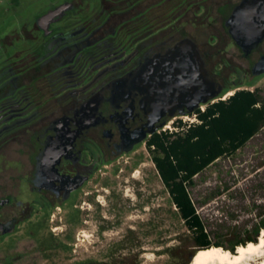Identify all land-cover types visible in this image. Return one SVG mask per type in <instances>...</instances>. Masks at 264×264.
Returning a JSON list of instances; mask_svg holds the SVG:
<instances>
[{"label":"rangeland","instance_id":"obj_1","mask_svg":"<svg viewBox=\"0 0 264 264\" xmlns=\"http://www.w3.org/2000/svg\"><path fill=\"white\" fill-rule=\"evenodd\" d=\"M121 1L0 0V103L7 91L14 93L17 83L23 82L17 76L25 61H32L33 56L51 58L55 41L78 38L85 28L99 25L101 29L91 39L99 40L94 41L97 50L83 53L92 66L89 75L77 67L80 72L72 68V74L68 67L67 76H58L64 81L57 85L61 102L73 98L77 90L108 80L116 70L135 62L136 57L143 60L153 47L180 31L192 37L208 55L218 91L211 101L228 97L239 88L258 87L264 96V72L253 74L252 68L264 54V41L245 56L224 24L231 7L240 0H197L194 4L184 3L177 12L171 9L180 0L142 1L140 9L146 3H159L145 15L146 19H157L150 20L147 31L134 35L125 33L126 28H134L135 24L130 26L129 22L124 24L125 30L113 31L116 24L128 21L134 10L122 13L119 7L111 17L106 16L110 7H118ZM224 4H230L227 14H220ZM41 86L45 89L44 84ZM20 89L4 101V105L11 106V119L9 132L0 134V151L6 150L11 159L0 155V172L19 169L14 158L30 146L36 119L42 113L37 101H55L49 92L40 93L32 84L31 103L26 104ZM24 106L25 113L15 114ZM178 116H168L162 127L173 129ZM25 124L31 128L27 132ZM95 166L98 170L85 186L89 194L78 197L82 200L80 206L71 201L57 207H31V219L0 239V264H189L199 246L173 203L146 143ZM188 188L213 243L234 253L237 247H231L235 240H258L263 228L257 234L255 230L264 220V127L234 155L215 160L195 175Z\"/></svg>","mask_w":264,"mask_h":264},{"label":"flooded vegetation","instance_id":"obj_2","mask_svg":"<svg viewBox=\"0 0 264 264\" xmlns=\"http://www.w3.org/2000/svg\"><path fill=\"white\" fill-rule=\"evenodd\" d=\"M113 14L108 11L106 16L111 17ZM122 23L116 24L113 31H122ZM100 27L102 25L85 28L78 38L55 41V53L51 58L37 59L33 56L32 61H25V67L22 70L18 68L17 76L23 82L21 85L17 83L14 93L7 91L6 99L0 103V134H3L9 132L8 120L11 119V106L4 105V101L16 95L20 88L23 89L26 104L31 103L32 84L36 91L42 93L45 90L55 100L53 104L37 101L36 106H42V113L39 112L40 117L36 119L37 125L32 131L30 146L21 150L17 159L14 158L19 163V169L0 172V239L4 240L15 233L23 222L31 219V207L34 205L41 208L57 207L72 201L74 206H80L82 200L78 197L80 194H89L85 186L97 169L95 165L120 156L139 143H146L153 134L151 131L166 121L171 112L186 109V103L178 99L169 98L161 102L158 91H155L156 85L148 78L146 83L143 73L157 55L169 52L183 39L191 38L195 41L183 31L153 47L150 55L143 57V60L138 61L136 57L135 62L125 69L116 70L108 80L97 86L77 90L73 98L61 102V97L56 94L57 85L64 81L61 77L59 79V74L67 76L68 67L71 70L77 67L79 70L84 68V75H89L92 66L84 54L97 50L94 41L99 40L91 39L97 35ZM197 46L208 72L207 78L214 84L210 90L217 91L212 77L215 73L208 67V55ZM263 56L262 53L253 66ZM31 72H35V75ZM71 73H74L73 70ZM43 84L45 89L41 86ZM162 86L166 88V83L159 84L157 88L161 89ZM49 106L56 107L49 109ZM26 108L22 107V111L20 108L15 114L25 113ZM25 118L29 119L27 116ZM25 125L27 132L31 128ZM143 135L145 138L140 140ZM1 154L5 159H11L6 150L0 151Z\"/></svg>","mask_w":264,"mask_h":264},{"label":"trees","instance_id":"obj_3","mask_svg":"<svg viewBox=\"0 0 264 264\" xmlns=\"http://www.w3.org/2000/svg\"><path fill=\"white\" fill-rule=\"evenodd\" d=\"M122 1L118 7L111 6L109 10L114 12L115 8L120 7L119 12L122 13L135 11L128 21L122 23V30L127 27L124 24L129 22L130 26L135 25L134 28H126V34L134 35L135 32L138 34L139 31H147L152 18L146 19L145 15L159 3H146V6L140 9L138 7L141 2L145 4L148 0ZM163 1L165 0L159 2ZM194 1L197 0H180L178 4H174L171 11H178L184 3L194 4ZM229 5H223L219 13L227 14ZM155 19L157 18L154 17L152 21ZM193 113L196 114L195 121L189 123L183 122L182 119L175 120L173 129L156 130L151 134L146 140V146L152 153L157 171L186 226L192 232L195 242L199 248H208L221 244L211 241V234L197 212L188 187L193 183L195 175L215 160L231 157L260 132L264 127V96L258 87L239 88L228 97L209 101L203 109L198 107ZM259 228H264V220L256 227V234ZM249 241L257 242L256 238L238 239L233 242L231 248L234 250Z\"/></svg>","mask_w":264,"mask_h":264},{"label":"water","instance_id":"obj_4","mask_svg":"<svg viewBox=\"0 0 264 264\" xmlns=\"http://www.w3.org/2000/svg\"><path fill=\"white\" fill-rule=\"evenodd\" d=\"M225 24L236 45L246 55L250 54L264 41V0H240L233 5ZM263 72L264 56L253 66V74ZM143 73L146 83L149 80L156 85L155 91H158L161 102L172 98L186 103L184 111L175 112L178 114L191 113L218 94V91L210 90L214 84L207 78L204 60L197 44L191 38H185L169 52L157 55L154 62L145 67ZM164 82L166 88L162 86L158 89L157 86ZM173 114L174 112H171L169 116ZM164 123L165 121L156 129ZM156 129L151 132L154 133ZM144 138L145 135L140 140Z\"/></svg>","mask_w":264,"mask_h":264},{"label":"bare ground","instance_id":"obj_5","mask_svg":"<svg viewBox=\"0 0 264 264\" xmlns=\"http://www.w3.org/2000/svg\"><path fill=\"white\" fill-rule=\"evenodd\" d=\"M262 230L257 242L240 244L234 253L220 245L198 248L189 264H264V228Z\"/></svg>","mask_w":264,"mask_h":264},{"label":"built area","instance_id":"obj_6","mask_svg":"<svg viewBox=\"0 0 264 264\" xmlns=\"http://www.w3.org/2000/svg\"><path fill=\"white\" fill-rule=\"evenodd\" d=\"M201 107V109H203L204 108V106H200ZM194 112V111H193ZM193 112H191V113H193ZM189 115V114H188ZM188 115H179L178 117V119H182L183 120V122H189V123H191V122H193V121H195L196 120V114L195 113H193L192 114V117H189ZM173 121V120H172ZM170 129H172L169 125H167ZM167 126H163V127H160L159 129H157V131H160V130H166L167 129Z\"/></svg>","mask_w":264,"mask_h":264},{"label":"crops","instance_id":"obj_7","mask_svg":"<svg viewBox=\"0 0 264 264\" xmlns=\"http://www.w3.org/2000/svg\"><path fill=\"white\" fill-rule=\"evenodd\" d=\"M51 21H52V20H49V21H48V25H49V23H50Z\"/></svg>","mask_w":264,"mask_h":264}]
</instances>
